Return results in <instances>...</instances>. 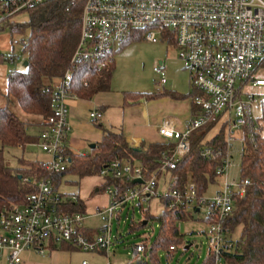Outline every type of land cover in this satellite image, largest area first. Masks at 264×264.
<instances>
[{"label":"built area","instance_id":"1","mask_svg":"<svg viewBox=\"0 0 264 264\" xmlns=\"http://www.w3.org/2000/svg\"><path fill=\"white\" fill-rule=\"evenodd\" d=\"M45 1L0 0V19L33 9ZM158 35L178 49L184 68L202 92L194 99L200 114L189 121L185 130L177 128L173 118H166L159 126L163 138L176 141L173 148L163 151L161 169H174L191 150V133L216 120L217 126L225 127L228 145L223 164L217 168L218 177H224L218 190L211 196L197 197L196 185L190 182L186 191L170 186L160 193L156 173L144 178L140 166L130 159H117L110 168L101 171L102 176L141 178L143 182L127 190L115 186L106 188L110 203L97 211L105 223L92 237L86 232V213L61 210L62 191L55 187L52 177H25L24 181L34 183L36 190L29 193L24 202L0 206V264H21L25 250L44 254L51 240L68 242L86 252L105 250L108 253L113 243L114 216L129 203L147 202L152 197L171 198L172 207L188 203L201 210L206 206L205 218L209 219L206 233L212 264H226L223 252L234 248V239L227 237L229 229L225 221L234 211V194L244 195L252 183L248 178L231 179L229 170L233 165L236 139L243 143L245 130L249 140L254 141L260 98L248 88L264 87V79L254 74L258 63L264 59V0H85L80 40L71 64L97 60L102 68L113 61L116 47L137 39L156 40ZM22 41L23 45L27 43L25 39ZM155 72L160 75V83L165 84L167 78L162 63ZM71 79L72 70H68L56 88L52 114L46 119L37 142L50 156L43 161L50 173L64 171L69 165L66 154L71 131L68 100L78 97L71 92ZM99 116L97 111L91 113L94 119ZM213 152L206 146L203 155L210 156ZM71 197L78 200L76 194ZM149 249V242L134 244L129 263H143Z\"/></svg>","mask_w":264,"mask_h":264},{"label":"trees","instance_id":"2","mask_svg":"<svg viewBox=\"0 0 264 264\" xmlns=\"http://www.w3.org/2000/svg\"><path fill=\"white\" fill-rule=\"evenodd\" d=\"M84 3L85 0H47L26 11L28 19L25 22H10V17L0 19V30L11 27L29 31L28 37L25 38L27 43L23 45L28 64L23 69H14L8 74L7 88L3 94L8 103L0 106V206L24 202L26 196L36 190L34 183L24 181L25 177H52L55 187L60 189L66 174H76L80 178L101 175V171L110 168L112 162L117 159H130L140 166L144 178L153 173L157 174L158 180L164 177L167 187L173 186L186 191L189 183L194 182L196 196L206 195L210 185L219 180L217 168L223 164V154L228 147L224 125L213 136L208 137L209 132L217 126L216 120L209 121L191 133V150L174 169L162 170L161 165L163 151L173 148L176 141L164 138L162 142L143 143L139 148H135L122 130L105 127L98 122L99 118L95 121L103 128L102 140L83 154L68 148L66 154L69 157V165L64 171L50 173L42 160L26 158L23 150L26 145L40 140L39 135L29 132V128L31 125L45 126L46 119L52 114V100L56 88L68 70H72L71 92L79 98L91 100L98 93L111 91L115 59L102 68H99L97 60L83 61L74 66L71 64L80 40ZM17 56L0 50V64L7 61L16 62ZM263 66L264 59L258 63L254 74ZM191 87L188 93L159 89L153 92L123 94L127 102L134 103L141 99L192 97V119L200 114V107L194 99L202 94L193 84L192 76ZM11 103H16L27 118L24 119L13 111ZM259 108L261 115H258L255 121L254 141L249 140L245 130L243 133L240 178H248L252 183L247 186L244 195L234 194L235 208L225 221L229 229L227 237L234 239V248L223 252L226 264H264V98L260 99ZM19 146L22 147V152L13 154V150ZM206 146L214 150L212 155H203ZM219 150L222 153H219ZM10 156L16 158V164L10 162ZM103 178L104 184L100 187L103 190L108 186L127 190L138 184L134 182L135 179L127 180L114 175ZM71 195L67 192L61 193V210L86 213L84 201L80 197L73 200ZM161 200L164 202L161 214L154 215L146 210L144 220L136 223L132 219L130 223L131 231L144 228L152 219L160 224V234L149 243L148 257L141 264H161L162 251L170 257L177 246L183 243V235L180 234L177 223L194 219L197 212L198 206L191 207L185 203L172 207L171 198ZM205 220L209 222L208 218ZM237 230L240 233L235 236ZM86 232L88 233L87 230ZM57 243L59 244H55V248L79 250L65 241ZM173 245L175 249H171ZM99 253L108 254L105 250ZM212 263L213 258L209 252L204 264Z\"/></svg>","mask_w":264,"mask_h":264},{"label":"rangeland","instance_id":"3","mask_svg":"<svg viewBox=\"0 0 264 264\" xmlns=\"http://www.w3.org/2000/svg\"><path fill=\"white\" fill-rule=\"evenodd\" d=\"M27 19L28 13L22 11L10 17L9 21L21 23ZM28 35V30L20 31L11 27L0 30V50L9 55L16 54L20 56V59L16 62L7 61L0 64V106L8 103V100L3 95L7 88L8 74L14 69H23L25 67L26 54L23 52L22 40L27 38ZM114 59L115 70L111 84L112 91L153 92L159 89L174 90L180 93L191 91V74L184 68L178 49L159 35L156 40L137 39L116 47ZM160 61H162L163 70L167 78V83L165 84L160 83V75L155 72V68L161 65ZM255 75L257 78L264 79V66L257 70ZM248 89L257 93L260 99L264 98V87ZM10 106L22 118H27V115L16 103H11ZM257 113L261 115L259 107L257 108ZM100 120H102V117L99 118ZM39 130L36 125H31L29 128V132L33 134H36ZM219 130L220 127L216 126L209 132L208 137L213 136ZM233 145L234 157L233 165L229 170V177L239 180L241 164L240 148L242 146L240 139H236ZM10 162L16 164V158L11 157ZM97 176L100 175H96L94 178L99 181L97 179L99 177ZM221 180H224L223 176L219 178L217 183L210 185L206 194L207 196H211L217 191ZM81 181L82 179L76 174L68 173L65 175L60 189L67 193H77L80 189ZM167 188L165 178L163 177L159 180L158 190L160 193H163ZM104 194H106L105 190L104 192H97L96 188L91 187L87 198L91 199L96 195L103 196ZM146 210L154 215L161 214L164 210V202L161 200V197H152L149 201L141 203L135 201L123 207L112 220L113 243L108 254L75 250L76 258H74L73 264H83V260L88 261L89 264H108L109 261L113 264L129 263L132 258L131 254L134 244L145 240L151 243L160 234V224L153 219L144 228L135 231L130 230L132 219L136 223L144 220L147 215ZM206 212V206H203L198 212V218L177 223L179 232L183 235V243L177 246L170 257L166 256L165 251H162L161 264H204L206 262L209 254L206 233L209 230V225L205 220ZM88 221L91 224L101 226L105 223L100 217ZM239 233V230H237L234 234L238 236ZM189 244H192V246L186 248Z\"/></svg>","mask_w":264,"mask_h":264},{"label":"crops","instance_id":"4","mask_svg":"<svg viewBox=\"0 0 264 264\" xmlns=\"http://www.w3.org/2000/svg\"><path fill=\"white\" fill-rule=\"evenodd\" d=\"M167 83V82H166ZM192 97L184 99H174L171 97H162L153 100L142 99L136 103L134 101L127 102L123 92L109 91L98 93L93 99L87 100L79 97L70 98L69 120L71 123V131L68 138L69 149L75 153H86L92 147V144L100 142L103 138V128L98 125L94 118L91 117L93 111H97L102 120L98 122L105 127L115 130H122L129 143L139 148L143 143L149 144L152 142H162L164 138L159 133V126L166 118H173L177 128L185 130L192 117ZM221 124L217 127L221 128ZM40 130L36 133L39 135L43 127H38ZM214 135V134H213ZM242 144V142H241ZM22 147L13 150L22 152ZM27 159L49 160L50 156L43 152L37 145V142L27 144L25 149ZM86 176L81 178L79 191L76 193L80 197L86 207V230L90 236H95L101 225L91 224L88 220L99 218L97 211L99 208H104L109 205L110 198L108 193L103 196H94L91 199L87 198L91 187L96 188L97 192H104L102 185L104 184L103 176ZM165 184L167 181L165 179ZM61 190V189H60ZM218 190V189H217ZM106 191V190H105ZM64 192V191H62ZM55 241H49L45 247V253L40 254L34 250H25L22 253L21 264H73L76 255L75 250L55 248ZM101 254V253H100ZM83 264H89L84 263Z\"/></svg>","mask_w":264,"mask_h":264},{"label":"water","instance_id":"5","mask_svg":"<svg viewBox=\"0 0 264 264\" xmlns=\"http://www.w3.org/2000/svg\"><path fill=\"white\" fill-rule=\"evenodd\" d=\"M160 63H162V61H160ZM27 64H28V61L25 60L24 65L27 66ZM142 101H144V99H142ZM94 146H95V144H92V145H91V147H94ZM21 177H22V176H20V178H21ZM134 182H143V180H142L141 178H137V179L134 180ZM196 211L199 212V211H200V208L198 207V208L196 209ZM195 218H197V213H195ZM145 222H147V220H146ZM191 246H192V244H189L188 246H186V248H190Z\"/></svg>","mask_w":264,"mask_h":264}]
</instances>
